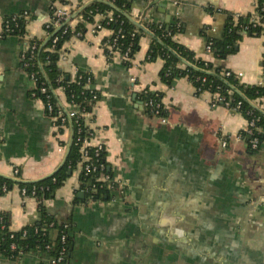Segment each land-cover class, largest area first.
I'll use <instances>...</instances> for the list:
<instances>
[{
	"label": "crops",
	"instance_id": "1",
	"mask_svg": "<svg viewBox=\"0 0 264 264\" xmlns=\"http://www.w3.org/2000/svg\"><path fill=\"white\" fill-rule=\"evenodd\" d=\"M64 1L59 3L72 10L70 27L79 25L83 33L64 42L58 65L72 77L78 70L92 75L99 93L92 142H103L109 167L126 191L78 204L76 198H84L80 166L41 201L24 202L16 183L0 191V213L8 216L10 229L20 231L38 220L42 203L51 215L72 222L75 242L65 264H264V148L251 150L237 138L247 118L213 106L212 94H197L186 77L172 86L164 83L163 59L148 58L153 41L148 33L130 67L119 57L109 59L105 49L112 30L97 29L82 13L95 0ZM126 1L127 14L144 26L179 24L174 40L197 58L241 73L242 83L262 82L264 34L244 35L236 52L223 59L206 50L208 35L221 36L228 14H254L256 0ZM25 11L27 20L20 19L25 34L0 38V175L16 182H34L60 169L74 133L70 120L54 127L43 101L31 94L34 83L21 59L32 41L47 36L49 1L0 0V33L7 18ZM145 89L162 94L166 123L146 113L139 98ZM55 94L68 107L63 89ZM0 264L51 262L27 251L14 258L0 255Z\"/></svg>",
	"mask_w": 264,
	"mask_h": 264
},
{
	"label": "trees",
	"instance_id": "2",
	"mask_svg": "<svg viewBox=\"0 0 264 264\" xmlns=\"http://www.w3.org/2000/svg\"><path fill=\"white\" fill-rule=\"evenodd\" d=\"M60 1L65 2L64 0ZM256 1V11L254 14H228L221 36L213 37L208 35L207 44L211 43L210 54L214 58L223 59L236 52L239 41L246 34L257 36L264 34V0ZM114 5L116 8L101 0H95L82 13L85 20L90 23L97 22L95 21V16L100 13L112 14L113 20L109 23H107V19L102 20V24L112 30L113 38H117V49L120 53L123 54L130 48L129 58L124 63L127 67H130L132 59L140 47V38L146 32L137 28L125 15L130 10V6L126 0H118ZM256 14L260 16V20L254 26L252 19ZM147 26L154 34L152 45L148 51V58L150 60L162 58L164 61L160 72L161 80L168 86H172L178 78L186 77L195 87L197 94H201L203 91H209L210 93L218 92L225 98H232V105L241 101V106L236 112H240L247 120L253 118V115L259 118L257 126L262 128V132L258 134L260 146L257 150L264 148V84L242 83L235 74L225 76V69L217 67L212 61L197 58L195 52L174 40V36L179 31V24L168 26L163 23L162 27H160L158 23L152 22L147 24ZM20 27L22 30L25 29L23 21L20 22ZM49 32L53 33V35H47L45 39L38 41L40 45L35 57L32 59V67L29 66L28 71H38V81L45 80L47 82L48 92L52 94V103L56 107L63 108L56 94L53 92L58 88H62L68 105L77 107L79 104L86 110L92 111V94L89 89L85 88L87 78L89 76L92 77V75L89 72L80 70L79 73L82 74V78H75L62 71L58 65L64 42L76 33H83L81 27L78 25L75 30L70 27L69 31L65 34L62 33V30H55V28L49 29ZM54 36H59V40L56 47L52 49ZM105 52L108 58L111 59L112 56L107 47ZM184 61H187L190 65L184 64ZM90 86L93 88V77ZM37 92L39 97L46 100L44 95L39 93V91ZM139 98L143 102L146 113L152 116L153 112L151 108L145 106L144 103L151 98L156 102L162 101V94L148 89L147 92L142 91L139 94ZM255 104L260 108H256ZM251 112L253 115H251ZM160 115H167L164 108H160ZM80 121L83 124V120L81 119ZM72 125L74 129L73 143L65 163L60 169L52 176L35 182H16L0 175V191H3L2 188L4 186L9 190L18 183L20 188L27 189L28 194L36 190V197L41 201L42 198H48L60 188L70 176L69 172L71 171L72 173V171L80 166L81 154L79 144L76 143V138L78 136L84 137L87 134L82 125L81 131L78 130L75 119H73ZM244 139L248 140L246 136H244ZM106 155L107 152L102 151L98 161L105 164L103 172L110 174L113 178L115 175L109 167ZM99 175V171L89 172L88 174L83 169L80 171V190L84 192V198H76L78 204L87 203L89 200L97 202L115 197L116 192L108 187L107 182L96 180ZM94 184L96 185L95 187H93ZM39 208V219L28 224L20 231L11 230L8 216L0 213V255L14 258L19 255L20 251H35L41 253L50 261L65 247L66 254L63 263L65 264L70 257L75 242V232L72 222L60 220L51 215L42 203ZM63 234L66 235L65 241L62 240ZM13 244H15L16 248H12Z\"/></svg>",
	"mask_w": 264,
	"mask_h": 264
},
{
	"label": "built area",
	"instance_id": "3",
	"mask_svg": "<svg viewBox=\"0 0 264 264\" xmlns=\"http://www.w3.org/2000/svg\"><path fill=\"white\" fill-rule=\"evenodd\" d=\"M50 3V9H51V19L50 22L45 24V30H46V35L52 36L53 33L51 34L49 32V29L55 28V30H62V33L65 34L69 31L70 25H69V19L72 14V10L70 6L64 4V3H59V0H48ZM112 4H115L116 1L118 0H106ZM102 16V20L107 19V23L111 22L113 20L112 14H98ZM22 18H28V13L25 11L20 15H14L9 18H7L4 21V29L0 33V38L7 36V35H21L25 34L24 29L20 27V19ZM102 20L95 22L93 25L97 28L100 29L104 27L102 24ZM260 20V16L258 14L255 15V17L252 19V22L254 23V26L258 24ZM159 26L162 27V24L159 23ZM147 27V26H146ZM148 28V27H147ZM77 35H81V32L76 33ZM59 36H54L53 42H52V49L56 47V44L58 43ZM117 38L114 37L113 35L108 39L106 42V47L111 54V56L114 57H119L121 58L124 62H126L129 58V51L130 48L127 49L125 53H120V51L117 49ZM39 42L38 41H32L27 48L21 53V59L23 62L24 67L26 68L29 77L34 83V87L32 89V96L35 98H39L40 100L43 101L45 110L48 112V114L52 117L53 120V125L56 129H61L63 128L69 120L75 119V122L78 125V130L81 131L82 126L85 128L87 134L84 137L78 136L76 138V143L79 144V150L81 154V162H80V167L81 170L86 172L88 174L89 172H96L99 171L100 175L97 177V181L100 182H107L108 187L115 191L116 194L118 195H123L126 191V186L125 183H123L119 178L112 176L108 173H104L103 170L105 168V164L98 161V158H100V155L102 151H106V147L103 144V142H97L93 144V140L96 134V130L93 129L92 123H93V116H92V111L86 110L83 106H80L79 104L77 107H72L70 104L68 107H56L54 103H52V94L48 92V87H47V82L45 80H42L41 82L38 81V71H28V67H32V59L35 57L36 51L39 48ZM207 52H211V43H209L206 47ZM60 57H64L63 55H60ZM78 72L75 75V78H82V74ZM225 76H230L233 73L231 70H225L224 71ZM236 77L240 78L242 75L241 73L235 74ZM91 83H92V77L89 76L87 78V83L85 85V88L90 90V93L92 94L91 101L94 104L99 100V93L94 89L91 88ZM260 84H264V80L262 79V82ZM41 93L42 95L45 96L44 100L42 97H39L37 94L38 92ZM144 92H147V90H142ZM206 92V91H203ZM202 92V93H203ZM209 92V91H207ZM55 94V92H53ZM210 93V92H209ZM212 98H211V104L213 106H216L218 104H222L226 108L237 111L240 106H241V101H238L235 105H232V98H225L218 92L211 93ZM145 106H148L151 108V111L153 112V117L159 118L160 122L166 123L167 122V116L160 115V108H164L162 101L156 102L154 99H149L147 102L144 103ZM256 108H260L258 105L255 104ZM251 115L252 112H251ZM83 120V124H81L80 120ZM259 121V118L257 116L253 115V118L250 120H247V125L246 128L244 129L243 132H241L237 138L238 139H244V136L248 138L247 144L251 149L257 150L260 146V139L258 134L262 132V128L257 126V122ZM82 125V126H81ZM245 140V139H244ZM222 147L227 146V141L223 140L222 142ZM19 173V170H15V174L17 175ZM96 185L94 184L93 187ZM3 191H7L6 186H4ZM84 193V192H83ZM21 195L24 199V202H26L29 199H37L36 197V190H33L30 194L27 193L26 188H21ZM88 202H95L93 200H89ZM99 202V201H97ZM84 205L85 203H80ZM66 235L63 234L62 240L65 241ZM12 248H16L15 244L12 245ZM23 252L20 251L19 255L22 254ZM65 254H66V248L63 247L60 251L59 254L50 260L51 264H63L65 261Z\"/></svg>",
	"mask_w": 264,
	"mask_h": 264
},
{
	"label": "water",
	"instance_id": "4",
	"mask_svg": "<svg viewBox=\"0 0 264 264\" xmlns=\"http://www.w3.org/2000/svg\"><path fill=\"white\" fill-rule=\"evenodd\" d=\"M101 1L106 2L107 4H109V5H110L111 7H113V8H116L114 4H112V3H110V2H108V1H106V0H101ZM125 15L127 16L128 19H130V20L134 23V25H135L137 28L143 30L144 32H146V33L150 34L152 37H154V34H153V33H152V32H151L146 26H144V25L142 24V22H140V21L138 22V21L132 19L131 16H130L129 14H127V13H125ZM184 64H186V65H190V63H188L187 61H184ZM70 122L72 123V120H70ZM72 127H73V125H72ZM73 132H74V129H73ZM73 136H74V133H73ZM73 136H72V140H71V142H70V145H69V147H68V152H67V154H66V156H65V159H64L63 163L61 164V166L65 163V161H66V159H67L68 153H69V151H70V149H71V146H72V143H73ZM61 166H60V167H61ZM69 173L71 174V171H70ZM52 175H53V174H52ZM52 175L46 176V177L41 178V179H39V180H42V179L48 178V177H50V176H52ZM39 180H36V181H39ZM19 181H20V180H19ZM34 182H35V181H34Z\"/></svg>",
	"mask_w": 264,
	"mask_h": 264
},
{
	"label": "bare ground",
	"instance_id": "5",
	"mask_svg": "<svg viewBox=\"0 0 264 264\" xmlns=\"http://www.w3.org/2000/svg\"><path fill=\"white\" fill-rule=\"evenodd\" d=\"M207 92V91H206Z\"/></svg>",
	"mask_w": 264,
	"mask_h": 264
}]
</instances>
